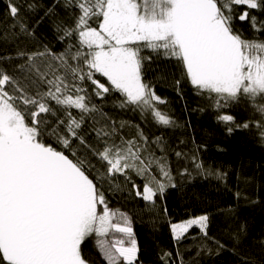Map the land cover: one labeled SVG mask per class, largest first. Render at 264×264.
Instances as JSON below:
<instances>
[{
    "label": "snow or ice",
    "instance_id": "6c2138e0",
    "mask_svg": "<svg viewBox=\"0 0 264 264\" xmlns=\"http://www.w3.org/2000/svg\"><path fill=\"white\" fill-rule=\"evenodd\" d=\"M73 5L79 14L72 23L59 21L55 25L57 39L69 41L63 51L57 53L44 44L40 45L42 51L17 52L24 63L15 71L27 74L25 78L37 89L46 84L47 91L29 94V90L19 87L16 75L0 68L3 264H93L83 252V244L93 235L106 264H138L139 248L131 221L125 219L123 225L112 223L104 193L95 178H89L91 173L86 174L91 163L86 166L72 150L74 140L81 145L86 143L80 134L84 116L97 110L96 105L89 106L91 97L83 86L85 82L91 83L96 97L103 99L110 92H119L124 97L121 107L129 104L152 108L161 124L171 123L170 118L155 110L153 102L164 101L143 81V64L151 57L142 56L138 45L154 52L162 50L166 57L180 61L191 85L208 96L215 110L228 109L243 96L264 118V104H256L258 99L264 100V41L241 38L233 27L236 12L232 7L244 6L238 19L250 22L255 32L264 31V19L250 12L264 13V0H64L65 8ZM27 8L35 11L36 5L28 4ZM7 10L17 21L12 27H19L20 33L32 37L34 33L19 19L21 5L17 0H7ZM54 13L55 6L48 8L45 16ZM42 20L43 17L37 23ZM58 69L62 74H57ZM97 73L107 79V85L95 78ZM6 86L12 87V94ZM17 101H22L23 107ZM47 101L61 106L63 118L58 115L60 109ZM71 109L82 115L73 116ZM45 115L55 118L54 126ZM217 120L226 126L235 124L231 114L218 115ZM251 126L235 125L237 129ZM258 129H264V124ZM233 130L227 127L229 134ZM113 134L114 130H97L98 138ZM139 135L147 145L148 138L142 132ZM49 138L72 151L73 159L47 143ZM261 138L264 139V130ZM155 143H159V138ZM90 150L107 175H126L125 170L131 169L144 176L151 164L157 163L167 183L153 178L154 186L149 182L142 191L137 189L135 195L144 201L154 202L166 188L174 187L166 166L154 161L151 153L145 164L141 155L147 149L134 141H122L120 146L102 144ZM196 168L202 165L197 163ZM98 206L103 207L98 211ZM193 226L207 238L209 216L172 223L173 238L179 241ZM110 230L120 233V238L111 243L100 239L107 237ZM240 232H244V226Z\"/></svg>",
    "mask_w": 264,
    "mask_h": 264
},
{
    "label": "trees",
    "instance_id": "16d2710c",
    "mask_svg": "<svg viewBox=\"0 0 264 264\" xmlns=\"http://www.w3.org/2000/svg\"><path fill=\"white\" fill-rule=\"evenodd\" d=\"M17 3L21 5L19 19L34 35L26 37L20 33L19 27H12L17 21L8 14L7 0H0V68L16 75L19 87L29 90V94L37 90L44 92L47 91L46 84L37 89L25 78L27 74L15 71L24 63L17 57V52L42 51L40 45L44 44L57 53L63 51L69 41L57 39L55 25L59 21L71 24L79 12L74 5L65 8L64 0L59 3L57 0H17ZM28 4L36 5L35 11H29ZM53 6L55 13L45 16L47 9ZM232 7L236 12L233 27L241 38L264 41V31L255 32L250 22L238 19L244 6ZM250 12L264 19V13L258 10ZM41 17L43 20L38 24ZM138 46L142 56L151 57L143 64V81L150 84L164 101H154L155 110L170 118L171 123L161 124L152 108L141 109L129 104L121 107L124 97L119 92H110L103 99L96 97L92 94L91 83L85 82L83 86L91 97L89 106L94 104L97 110L84 116L80 134L86 143L81 145L74 140L72 144L75 156L86 166L91 163L86 174L91 173L89 178H95L98 189L104 193L113 215L112 223L123 225L125 219L131 221L139 248L138 264H264V139L261 138L264 129H258L264 124V118L243 96L238 103H231L230 108L215 110L208 96L201 95L191 85L180 61L166 57L162 50L154 52L142 44ZM57 74H62V70L58 69ZM95 78L108 84L107 79L98 73ZM6 90L12 94L11 86H6ZM47 102L60 109L58 115L63 118L61 106L54 101ZM17 103L23 107L22 101ZM256 104H264V100L258 99ZM71 112L77 118L82 115L76 109ZM224 114L233 115L235 124L226 126L219 122L217 116ZM44 118L54 126L55 118L50 115ZM244 123L252 126L248 129L235 127ZM227 127H233L231 134ZM97 130L110 133L114 130V134L98 138ZM141 132L148 138L147 145L140 139ZM157 138L159 143H155ZM129 140L147 149L141 155L145 164L151 153L154 161L166 166L172 177L174 187L166 188L154 202L144 201L135 192L137 189L142 191L145 183L151 182L154 186L153 178L167 183L157 163L153 162L144 176L131 169L125 170L126 175H107L105 167L90 150L102 144L120 146L122 141ZM46 142L73 159L72 151L63 149L53 138ZM197 163L202 168L197 169ZM102 207L98 206V209ZM204 214L209 216L207 238L197 227L191 228L179 241L173 238L172 223ZM241 226H244L243 233L240 232ZM120 236L110 230L107 237L100 239L111 243ZM96 239L93 235L83 244L84 255L93 264H106L95 244ZM167 253L171 254L170 257L165 255Z\"/></svg>",
    "mask_w": 264,
    "mask_h": 264
},
{
    "label": "rangeland",
    "instance_id": "374dc122",
    "mask_svg": "<svg viewBox=\"0 0 264 264\" xmlns=\"http://www.w3.org/2000/svg\"><path fill=\"white\" fill-rule=\"evenodd\" d=\"M98 211H99V209H98ZM112 217H113V215H112ZM112 217H111V219H112ZM180 223H183V222H179V223H177V224H180ZM193 227H197V226H193ZM198 228V227H197Z\"/></svg>",
    "mask_w": 264,
    "mask_h": 264
}]
</instances>
